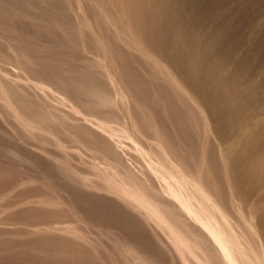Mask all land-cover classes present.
Masks as SVG:
<instances>
[{
  "label": "rangeland",
  "instance_id": "rangeland-1",
  "mask_svg": "<svg viewBox=\"0 0 264 264\" xmlns=\"http://www.w3.org/2000/svg\"><path fill=\"white\" fill-rule=\"evenodd\" d=\"M241 1L178 0L185 6V13L191 11L187 25L199 30L212 33L214 24L232 21L233 29H239L245 38L238 55L247 51L248 41L264 28V0L237 18ZM15 2L16 14L9 25L18 40L12 43L19 50L24 45L30 46L36 67L32 66L30 80H25L20 70L0 59L6 84L20 88L24 96L39 100L30 86L37 82L35 73L42 70L55 73L60 66L69 71L77 66V75L83 68L80 73L83 78L94 79L110 89L105 70L96 60V55L103 56L105 50L108 53L106 65L130 94L124 104L110 110L113 126L122 127L121 114L125 108L136 122L139 121L145 134L152 132L145 117L154 129L168 131L170 135L165 142L175 143L180 157L187 155L192 159L204 183L213 189L216 199L226 205L234 232L246 241L250 253L264 262V225L259 217L262 199L256 195L249 200L243 199L231 163H228L230 160L221 153L224 146L233 143L232 137L237 136L241 128L228 130L230 139L221 140L215 129L216 115L208 108L201 110L181 91L174 89L168 82V75L135 48L138 43L142 45L143 40L130 28V14L121 9L118 1H114L115 4L111 0ZM0 7V31L6 33L9 29L6 25L8 0H0ZM25 11H30L34 17L28 19ZM211 11L213 14L208 15ZM1 34L0 53L4 59H14L17 54L9 48L11 41L6 39L11 35L5 34L3 38ZM97 39L103 40V44ZM55 57L58 59L54 60ZM259 57L264 58V50ZM53 105L70 112L69 106L55 102ZM11 114L0 98V264H206L204 257L203 263L192 258L189 261L181 259L131 207L109 193L91 188L81 179L79 172H94L93 154L83 151L80 155V146L72 137L61 133L60 127L53 141L49 135V138L44 137L45 133L28 131ZM252 119L250 124L254 123ZM120 140L119 150L131 163L136 149L129 139ZM195 224L202 230L200 224Z\"/></svg>",
  "mask_w": 264,
  "mask_h": 264
},
{
  "label": "bare ground",
  "instance_id": "bare-ground-1",
  "mask_svg": "<svg viewBox=\"0 0 264 264\" xmlns=\"http://www.w3.org/2000/svg\"><path fill=\"white\" fill-rule=\"evenodd\" d=\"M15 1L8 0L6 25L9 29L0 33L2 37L11 35L6 39L11 41L9 48L17 55L14 59H4L0 53V59L20 70L22 79L30 80L32 66L36 64L34 54L28 45L21 47L22 51L14 46L18 37L9 25L16 14ZM111 1H118L121 9L130 14V28L143 40V44L138 43L135 48L168 75V82L174 89L181 91L201 110L208 108L216 115L215 129L221 140L230 139L228 130L241 128V132L232 137L233 143L224 146L221 153L230 160L228 163H231L243 199L249 200L253 195L261 197L259 217L264 225V58L259 57L264 50V28L248 41L247 51L238 55L245 38L239 29H233L232 21L214 24V30L208 33L187 25L191 11L185 13V6L178 0ZM259 3L261 0H242L237 18ZM25 12L28 19L33 16L30 11ZM211 14L213 11L208 13ZM105 15L108 18V13ZM97 41L99 44L104 42ZM103 52V56L96 55V60L105 70L110 89L94 79L83 78L80 75L83 68L77 75L79 67L67 71L60 66L55 73L34 72L37 82L30 86L32 93L40 98L34 100L22 95L20 88L6 84L0 70V98L19 122L16 121L28 131L45 133L44 137L49 135L55 140L56 130L60 127L61 133L72 137L80 146V155L83 151L91 152L95 161L99 160L91 162L94 172H79L78 176L91 188L109 193L131 207L184 261L192 258L203 263L204 257L206 264H264L258 255L250 253L246 241L234 232L226 205L217 200L213 189L204 183L201 171L195 169L192 159L187 155L180 157L176 144L165 142L170 135L168 131L154 129L144 116L152 130L145 134L139 121L136 122L125 108L121 114L122 127L113 126L110 110L124 104L130 94L106 65L108 53ZM53 102L69 106L70 112L61 111ZM251 119L254 123L250 124ZM120 138L129 139L136 149L131 163L119 150ZM221 143L223 146L224 142ZM187 150L189 152L190 147ZM195 223L200 224L202 230Z\"/></svg>",
  "mask_w": 264,
  "mask_h": 264
}]
</instances>
